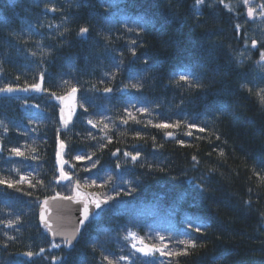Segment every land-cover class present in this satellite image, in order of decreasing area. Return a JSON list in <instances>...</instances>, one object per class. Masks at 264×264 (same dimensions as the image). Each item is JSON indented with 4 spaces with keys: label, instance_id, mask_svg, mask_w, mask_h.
<instances>
[{
    "label": "trees",
    "instance_id": "trees-1",
    "mask_svg": "<svg viewBox=\"0 0 264 264\" xmlns=\"http://www.w3.org/2000/svg\"><path fill=\"white\" fill-rule=\"evenodd\" d=\"M260 5L0 0V89L29 92L0 98V264H264ZM73 89L80 112L63 131ZM75 184L110 206L70 248L38 212Z\"/></svg>",
    "mask_w": 264,
    "mask_h": 264
},
{
    "label": "water",
    "instance_id": "water-1",
    "mask_svg": "<svg viewBox=\"0 0 264 264\" xmlns=\"http://www.w3.org/2000/svg\"><path fill=\"white\" fill-rule=\"evenodd\" d=\"M86 39L87 33L81 35ZM16 89V88H13ZM76 90V89H75ZM29 92L18 89L13 92H0V98L10 99L19 94L27 95ZM78 90L73 94V90L64 95L59 104L58 119L63 131L72 128L79 116ZM67 121V123H65ZM64 147L60 148L59 164L63 167L61 157ZM62 180L63 177H62ZM104 201L96 192H91L83 188L80 184H75L71 196H52L46 198L40 205L38 212V224L41 232L53 242H62L74 247L80 240L81 234L91 220L100 217L108 209L110 203H102L100 208L95 206L94 200ZM88 204L89 217L84 220V205ZM43 217V218H42ZM84 221L81 224V221ZM71 240L69 244L68 241Z\"/></svg>",
    "mask_w": 264,
    "mask_h": 264
},
{
    "label": "snow or ice",
    "instance_id": "snow-or-ice-1",
    "mask_svg": "<svg viewBox=\"0 0 264 264\" xmlns=\"http://www.w3.org/2000/svg\"><path fill=\"white\" fill-rule=\"evenodd\" d=\"M203 2H204V0H196V5H201ZM221 2H223V0H221ZM244 2H245V4H247L248 0H244ZM260 7L264 8V5H260ZM50 10L51 11H56L55 8H51ZM254 11L255 10L253 8H249L248 9V15L252 16ZM87 32H88L87 28H81L80 29V35H85ZM255 46H256V41H253V47H255ZM261 59L264 60V53H261ZM180 79L186 81L187 77L185 75H181ZM30 87L32 89H34V90H40L41 89V84L40 83H35V84L31 85ZM133 87H135V85H133ZM16 90H18V89H13L12 87H7V88L0 89V92H13V91H16ZM23 90L27 91L28 88H24ZM75 91L76 90L73 89V94L75 93ZM105 91L106 92L107 91H111V89H105ZM249 91H251V89H249ZM261 92H264V90H261ZM261 92H258L257 95L259 96L261 103L264 104V95H262ZM61 99H63V98H61ZM65 123H67V121H65ZM89 123H92V122L89 121ZM105 127H107V125H105ZM156 127H169V125H167V124H158V125H156ZM176 127H179V124H177ZM200 130L203 131V129H200ZM188 134L191 135L190 132ZM167 135L171 136L172 133L169 132V133H167ZM63 147H64V145H63V143H61V148H63ZM12 151L15 152L17 155H22V153H20L18 149H13ZM58 155H59V153H58ZM125 155H129V154L125 153ZM221 155H223V153H221ZM77 159H80V157H77ZM132 159L135 160V159H137V157L136 156H132ZM195 159H196V157H193V160H195ZM62 177L65 180L69 179L67 174L63 173V171H62ZM261 179H262V181H264V177H262ZM0 183H4V181H0ZM8 186L12 187L13 185L11 183H9ZM93 203H95V206L97 208H100L101 204L102 203H107V201L106 200L100 201V200L97 199V200H94ZM83 215H84V220H87L88 217H89V211H88L87 202H85V205H84ZM83 222L84 221L82 220L81 224H83ZM197 231H199V229H197ZM132 235L134 236V234H132ZM161 239H163V238L161 237ZM68 243L70 244L71 240H69ZM181 243H184L186 245V248H185V251H184L183 254H187V249L188 248H196L197 247L196 243L193 242V241H181ZM134 247H135V245H134ZM156 250L158 251L159 249H156ZM42 251H43V249H41V252ZM138 251H142V252H144L147 255V254H149L152 251V249L145 250V249L142 248V249H138ZM179 254H181V253H174V255H179ZM24 255L28 256V257H32L34 255V253L26 252V253H24ZM107 259H108V257H105V260H107ZM121 259H124V257H121ZM109 264H114V262L109 260Z\"/></svg>",
    "mask_w": 264,
    "mask_h": 264
},
{
    "label": "rangeland",
    "instance_id": "rangeland-1",
    "mask_svg": "<svg viewBox=\"0 0 264 264\" xmlns=\"http://www.w3.org/2000/svg\"><path fill=\"white\" fill-rule=\"evenodd\" d=\"M249 16V15H248ZM254 16V13H253V15L252 16H249V17H253ZM145 249V250H147V249H151L150 247H148V246H142V247H137V249ZM141 253H143V254H145L144 252H142V251H140Z\"/></svg>",
    "mask_w": 264,
    "mask_h": 264
},
{
    "label": "bare ground",
    "instance_id": "bare-ground-1",
    "mask_svg": "<svg viewBox=\"0 0 264 264\" xmlns=\"http://www.w3.org/2000/svg\"><path fill=\"white\" fill-rule=\"evenodd\" d=\"M70 129H71V128H70ZM61 180H62V179H61ZM64 180H65V179H64ZM64 180H62V181H64ZM73 187H74V186H73ZM43 201H44V200H43ZM43 201H42V202H43ZM59 243H62V242H59ZM64 244H65V243H64ZM68 247H70V246L68 245ZM70 248H72V247H70Z\"/></svg>",
    "mask_w": 264,
    "mask_h": 264
}]
</instances>
